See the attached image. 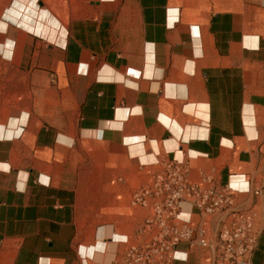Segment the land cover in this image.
Here are the masks:
<instances>
[{
    "label": "crops",
    "instance_id": "0c3cea01",
    "mask_svg": "<svg viewBox=\"0 0 264 264\" xmlns=\"http://www.w3.org/2000/svg\"><path fill=\"white\" fill-rule=\"evenodd\" d=\"M175 159L192 181L264 184V0H15L0 18V264H127L158 232L135 192ZM235 196L264 264V197ZM177 250L174 264H214Z\"/></svg>",
    "mask_w": 264,
    "mask_h": 264
},
{
    "label": "built area",
    "instance_id": "2783aa9c",
    "mask_svg": "<svg viewBox=\"0 0 264 264\" xmlns=\"http://www.w3.org/2000/svg\"><path fill=\"white\" fill-rule=\"evenodd\" d=\"M236 192L264 197V184L239 190L231 183L216 185L208 176L192 181L187 167L175 159L152 183L135 192V201L150 209L143 228L158 232L149 241L129 246L123 252L124 261L127 264L186 261L188 257L179 256L177 247L187 241L191 247L204 248L214 264H252L258 238L254 230L255 213L238 207ZM184 205L199 211L202 225H193L191 213L187 217L184 214Z\"/></svg>",
    "mask_w": 264,
    "mask_h": 264
},
{
    "label": "rangeland",
    "instance_id": "374dc122",
    "mask_svg": "<svg viewBox=\"0 0 264 264\" xmlns=\"http://www.w3.org/2000/svg\"><path fill=\"white\" fill-rule=\"evenodd\" d=\"M15 0H0V18L6 15V13L14 5Z\"/></svg>",
    "mask_w": 264,
    "mask_h": 264
}]
</instances>
